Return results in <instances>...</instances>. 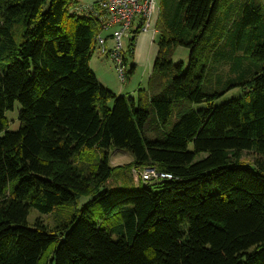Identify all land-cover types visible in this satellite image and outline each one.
Returning a JSON list of instances; mask_svg holds the SVG:
<instances>
[{
  "label": "trees",
  "instance_id": "16d2710c",
  "mask_svg": "<svg viewBox=\"0 0 264 264\" xmlns=\"http://www.w3.org/2000/svg\"><path fill=\"white\" fill-rule=\"evenodd\" d=\"M78 4L0 0V264H264L262 1L159 0L158 55L136 99L98 81L102 26ZM179 47L187 66L172 60ZM110 150L133 161L112 166ZM146 168L172 178L108 187ZM70 208L56 229L28 223L32 209Z\"/></svg>",
  "mask_w": 264,
  "mask_h": 264
},
{
  "label": "rangeland",
  "instance_id": "374dc122",
  "mask_svg": "<svg viewBox=\"0 0 264 264\" xmlns=\"http://www.w3.org/2000/svg\"><path fill=\"white\" fill-rule=\"evenodd\" d=\"M159 37L160 35L157 37V40H156L157 45L159 42ZM124 43H125V40H124ZM126 49H127V46L125 43V50ZM189 57H190L189 51L184 47H179L174 51L172 60L178 63L182 62L185 64V66H187L189 62ZM103 58L104 56L101 55L99 51H95L93 53L92 59L90 61L91 66L93 67L91 68L92 71L93 72L98 71V73L99 71L100 73L102 72L103 76L101 77H104V79L108 83H110L112 87H115V89H121V91H123L124 94H127V92L132 90L131 92L132 94H130V96L127 95L125 97L127 98H132L134 96L138 97L140 90L146 91L148 89V83L151 77L149 74V70H148V64L147 65L145 64L137 68L136 71L132 75H130L132 65H133V56L127 53L126 58L128 60L127 62L128 65H127L126 71L128 72V76H127V81L125 83H122L118 77L117 72L114 70V67L110 64L111 62L108 63L105 61V58L104 59ZM137 58L139 61L143 60V58H145V55L142 56V54L140 53ZM156 58H157L156 56H154L153 58V64H152L153 67H154ZM103 62H106V63H103ZM229 71L230 70L228 66H224L219 70L220 74H222L224 79H227L232 76V74ZM241 95L242 93L239 89L231 90L229 93H227L222 98V100L218 102V104L230 101L231 99L240 97ZM110 106H112V103L110 104ZM203 107L204 105L197 106V108H203ZM20 111H21V106L18 102H16L13 110L6 113V119L9 124L8 131L16 132L20 129V121H19ZM174 121H175V117H173L172 124ZM190 149L192 150V146L190 147ZM87 153L93 156V161H92L93 164H98L100 162L102 158L101 151L87 150ZM109 153H110V164L111 165H114V166L127 165L131 161H133V157L129 153L118 151V150H110ZM202 158H204V155H201L198 157V159H202ZM243 159L245 162L251 163L253 160V155L251 153H245L243 156ZM133 180L137 181L134 170L132 173L126 174L122 180H119V179L110 180L108 182V187H111V188L121 187V186H125V183L127 185H130L133 182ZM88 200L89 199L86 197L80 198L78 205H77V209H81L83 205L88 202ZM72 213H75V208H70L68 210H56L55 212L51 214H41L37 210L32 209L28 217V223L30 226H33L37 220H42L50 229L53 230V229H56V227H59L60 224L64 221V219L68 217L69 214H72Z\"/></svg>",
  "mask_w": 264,
  "mask_h": 264
},
{
  "label": "built area",
  "instance_id": "2783aa9c",
  "mask_svg": "<svg viewBox=\"0 0 264 264\" xmlns=\"http://www.w3.org/2000/svg\"><path fill=\"white\" fill-rule=\"evenodd\" d=\"M159 10L158 0H103L97 6L82 8L77 6L74 11L85 13L99 20L102 33L96 37V45L102 55L111 60L118 77L122 83L127 81L128 72L125 65L124 40L135 35L134 22L137 18L142 19V24L137 31L146 32L150 28V20L153 13ZM109 32L110 35H104ZM112 41L108 46L107 41ZM137 185L147 186L172 176L156 172L153 168L134 170Z\"/></svg>",
  "mask_w": 264,
  "mask_h": 264
},
{
  "label": "crops",
  "instance_id": "0c3cea01",
  "mask_svg": "<svg viewBox=\"0 0 264 264\" xmlns=\"http://www.w3.org/2000/svg\"><path fill=\"white\" fill-rule=\"evenodd\" d=\"M101 1H103V0H79L78 6L82 7V8H90V7L97 6ZM261 1H262L263 5H264V0H261ZM78 14L80 16H86L87 15L85 13H78ZM159 18H160L159 10H156L153 13L152 17H151L150 28H149L148 31H146V32H139L138 31L133 37H131L129 39H125V43H126V46H127V49L125 51L127 53L128 52V47L130 45V41L133 38V50H132L131 53L129 52V54H131L133 56V65H132V69H131V70H133V73L136 71L137 68H139V67H141V66H143L145 64L146 65L148 64L149 74H150V76L152 75L153 58H154V56L157 57L158 50H159L158 45L156 43L157 37L160 35V33H159L158 29H157ZM141 24H142V19L141 18H137L135 20V22H134V30L133 31L136 32V30L139 28V26ZM104 35H106V37H108L110 35V33L106 32ZM125 43H124V45H125ZM107 45L108 46L112 45V41L110 39L107 41ZM140 53L142 54V56L145 55V58H143V60L139 61L137 57H138V55ZM103 56H104L106 62H108V63L111 62V60L109 59L108 56H106V55H103ZM106 62H103V63H106ZM127 62H128V60H127ZM110 64L113 66L112 62ZM90 66H91V63H90ZM91 68H93V67L91 66ZM126 68H127V66H126ZM114 70H115V68H114ZM94 73L96 74V77H97L98 81L103 86H105L107 89H109V90L113 91L114 93H116V95H118V96H127V95H129L130 96V94H132L131 93L132 90L127 92V94H124L123 91H121V89H115V87H112V85H110V83H108L104 79V77H101V76H103L102 72L100 73V71H99V73H98V71H96ZM133 73H131L130 75H132ZM132 98L136 99L137 97L134 96ZM112 166H114V165H112ZM130 186L131 187L132 186L133 187H135V186L137 187V183L133 180V182L130 184Z\"/></svg>",
  "mask_w": 264,
  "mask_h": 264
}]
</instances>
